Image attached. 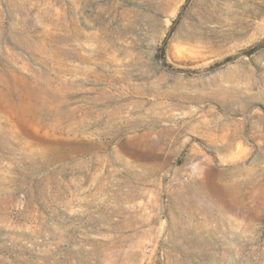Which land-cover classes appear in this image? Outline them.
Here are the masks:
<instances>
[{"label": "rangeland", "instance_id": "374dc122", "mask_svg": "<svg viewBox=\"0 0 264 264\" xmlns=\"http://www.w3.org/2000/svg\"><path fill=\"white\" fill-rule=\"evenodd\" d=\"M186 2L0 0V264H264V0Z\"/></svg>", "mask_w": 264, "mask_h": 264}, {"label": "trees", "instance_id": "16d2710c", "mask_svg": "<svg viewBox=\"0 0 264 264\" xmlns=\"http://www.w3.org/2000/svg\"><path fill=\"white\" fill-rule=\"evenodd\" d=\"M190 2V0H187L186 2V5ZM178 20H176L175 24L177 23ZM173 30V27L172 29ZM166 44H167V41H164V43L162 44V46L159 48L158 50V59H160L163 63V65L165 67H167L168 69L172 70V71H175V72H183L182 70L180 69H175L173 68L171 65H169L167 63V58H166ZM264 48V41L252 48H250L249 50H247L245 53L243 54H246V55H252L254 54L255 52L259 51L260 49H263ZM234 60V58H228L226 59L222 64H226V63H230ZM219 66V65H218Z\"/></svg>", "mask_w": 264, "mask_h": 264}]
</instances>
